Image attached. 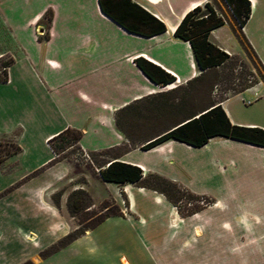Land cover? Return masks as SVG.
<instances>
[{
  "label": "crops",
  "instance_id": "crops-1",
  "mask_svg": "<svg viewBox=\"0 0 264 264\" xmlns=\"http://www.w3.org/2000/svg\"><path fill=\"white\" fill-rule=\"evenodd\" d=\"M129 1L162 22L166 31L152 37L132 34L101 10L99 0H0V58L9 55L13 61L7 82L0 83V139L21 149L0 168V179L15 170L20 174L9 185L0 182V221H6L5 212L12 207L11 226L34 250L15 264H44L58 253L41 258L44 249L36 238L28 240L31 231L22 228L20 212L24 203L42 195L33 188L36 178L77 167L68 158L48 167L57 158L53 138L68 129L79 131L78 146L86 154L128 147L115 125L121 109L200 76L190 44L174 32L188 12L212 0ZM249 2L251 14L242 32L264 66V0ZM112 4L107 2V9L123 15L125 7ZM209 40L228 55L243 54L230 23L212 31ZM140 58L174 77V83H153L137 67ZM236 98L242 103L239 110L249 114L245 119L236 117ZM221 107L231 124L264 129L263 84L230 96ZM144 144L146 139L117 161L137 166L144 178L161 176L212 203L183 217L157 191L114 184L122 202L112 198L123 216L110 217L96 228L111 220L134 223V237L163 244L151 256L158 264H264V147L222 137L200 148L169 140L142 150ZM82 165L101 180L90 162ZM51 192L47 210L55 217L51 197L56 192ZM17 195L21 198L14 201ZM121 261L127 264L125 258Z\"/></svg>",
  "mask_w": 264,
  "mask_h": 264
},
{
  "label": "trees",
  "instance_id": "trees-1",
  "mask_svg": "<svg viewBox=\"0 0 264 264\" xmlns=\"http://www.w3.org/2000/svg\"><path fill=\"white\" fill-rule=\"evenodd\" d=\"M109 1L113 3L112 5H117L121 9L122 7H125L123 8V15H118L114 11L107 9L106 3ZM122 1L125 6L121 4ZM219 1L228 9L236 26L240 29L237 30L233 27L232 31L236 40L243 48L244 53L248 57L253 56L260 67L264 70V66L258 59L242 32V29L250 18L251 3L249 0ZM99 5L101 10L107 16L132 34L143 37H152L166 31V27L162 22L151 16L138 5L131 3L129 0H99ZM219 11L220 10L214 3V0L204 4L203 6H198L183 17L174 32V36L176 38L190 44L196 64L201 72L200 76L187 83V86L195 84L198 85L204 82L207 83L208 101L206 104L194 112L183 116L180 120L175 121L167 128L154 132L147 137H142L140 135L134 137V134H132L133 132L130 133L129 130L133 127L136 128L132 125L134 117L131 115L136 112L138 106L143 103L159 101L161 98L166 96V94H171L180 87H177L169 92L162 93L153 98L138 101L121 109L115 117L116 128L126 137L130 145L123 149L119 148L88 154L91 164L98 170L99 176L103 182L117 185L128 183L134 184L137 187L157 191L163 194L183 217L194 215L205 207L195 206L193 209L191 207L181 208L178 205L179 202H181L182 199L187 198L189 199L188 202L196 201L199 199V196L193 195L178 184L158 175L151 174L144 178L143 171L140 168L118 162L117 160L121 154L131 149H135L138 143L145 139L146 144L141 147L142 150H150L169 140H175L192 147L200 148L205 146L210 139L216 137L232 139L264 147V129L247 128L231 124L221 107V103L227 100L230 96L222 97L220 100L211 98V90L221 82L233 84V80L239 79L240 83L238 86H229V88L226 89V91H231L232 96L243 93L244 91L259 84L258 79L247 70V66L243 62V59L235 55L226 54L210 42L209 37L211 32L224 26L226 23H229L226 17ZM48 20H51V15H49ZM245 46L247 49H245ZM12 63V60L2 63L3 70L0 71V83L7 82V71ZM136 65L149 80L159 86L166 87L175 81L174 77L166 73L164 70L142 58L136 60ZM236 68H240L241 70L246 69V71L245 73L242 72L240 76L235 78L234 70ZM248 75L252 77V80L246 78ZM81 136L82 134L79 131L68 129L53 138L51 141V149L57 156L53 162L64 159L61 155L66 149L75 147L80 149L78 143ZM57 141L60 142V145L54 144ZM20 152V147L13 141L10 140L5 144L0 142V168L8 158L17 155ZM96 155L105 157V159L99 161L95 158ZM61 196L62 192H57L52 196V202L57 208L60 207ZM122 197L124 199V204L127 206L128 203L126 197L124 195H122ZM207 201L209 204L212 203L210 199H207ZM65 206L68 215L71 218H76L83 212L91 210L94 207V204L91 197L85 190L76 189L68 195ZM111 208H115V212L107 213L111 210ZM122 216L123 213L117 206L114 204L104 203L101 209V214L95 219L92 225L86 226L83 229L79 228L68 234L59 240L55 246H52L49 252H46V254L45 252H41V257L46 258L67 247L75 240L83 236L87 230L96 228L106 219L110 217Z\"/></svg>",
  "mask_w": 264,
  "mask_h": 264
},
{
  "label": "rangeland",
  "instance_id": "rangeland-1",
  "mask_svg": "<svg viewBox=\"0 0 264 264\" xmlns=\"http://www.w3.org/2000/svg\"><path fill=\"white\" fill-rule=\"evenodd\" d=\"M214 3L220 10L219 12L223 14L232 25V28L234 27L240 30L236 26L228 9L223 4L221 5L218 0H214ZM46 18L48 20L49 15H47ZM46 23L47 21H45V24ZM0 40H4V38L0 37ZM245 49H247L246 46ZM238 57L243 59V62L247 66V70L258 79L259 83L264 85V70L260 67L255 58L253 56L248 57L244 53V50L242 56ZM9 60H11L9 55L0 58V71L3 70L2 63ZM245 71L246 69L241 70L240 68H236L234 70L235 78L240 76L242 72L245 73ZM246 78L252 80V77L249 75ZM233 82V84L226 82L218 83L217 86L213 87L211 90V98L220 100L222 97L232 96L231 91H226V89L229 88V86H238L240 81L239 79H235ZM164 91L169 92L171 90ZM207 91L208 85L205 82L192 86L185 85L171 94H166V96L159 101L139 105L136 112L131 115L134 117L132 125L136 128H130V133L133 132L132 134H134V137L139 135L147 137L154 132L169 127L183 116L205 105L208 101ZM249 98V96H244L245 100H249ZM234 103L237 105L238 113H236V117L238 119H245L249 116L248 112H246L247 110H239V105H242L239 98H236ZM9 141L10 140L6 138L0 139V142L4 144ZM54 144L60 145V142L57 141ZM61 156L64 157V159L68 158L74 160L77 167L75 169L67 167V170L64 168L56 170L55 173L61 176L59 179L54 172L47 176L36 178L33 188H40L42 195L30 204L24 203L20 210L23 217L21 223L22 228L25 231H31V235L33 236L30 235L28 240L32 241L36 238L39 246L44 249L43 252H45V254L51 250L52 246H55L59 240L68 234L79 228L83 229L86 226L92 225L95 219L101 214L104 203L114 204L119 208L114 199H120V202H122L116 185L102 182L93 171L86 170V166L82 165L85 161L90 162L88 154L75 147L66 149ZM95 158L99 161L105 159V157L99 155H96ZM58 162L59 161L51 162L48 167L54 166ZM2 169H4V165ZM15 171L3 176L0 182L8 185L14 182L20 175L18 171ZM63 178L66 179L63 181ZM81 187H83V190L91 197L94 207L91 210L83 212L76 218H71L66 211V200L73 190L81 189ZM54 190L56 193L62 192L60 207H56L54 212L55 217L51 211L47 210V204L51 206L49 193ZM12 198L14 201H19L21 197L17 195ZM207 199L209 198L203 196L191 202H188V198L182 199L178 205L181 208L191 207L192 209L195 206L206 207L205 205L209 204ZM136 200L138 204H140L139 195H136ZM11 210L12 207L9 206L5 212L6 221H0V264H15V262L25 257L33 256L34 254L31 245H26L21 241L14 227L11 226V216L14 215ZM113 212H115V208H111L107 213ZM133 224L129 221L111 220L104 226L87 230L83 236L66 248L59 250L57 254L50 257L44 264H122V257L127 260V264H158L157 261L154 262L151 259V256L156 254L155 247L159 251V247L163 244L158 243L151 245V243H148L146 240L137 239L134 237V234H131L134 228ZM157 253L160 254V252ZM24 263L30 262L26 261Z\"/></svg>",
  "mask_w": 264,
  "mask_h": 264
},
{
  "label": "built area",
  "instance_id": "built-area-1",
  "mask_svg": "<svg viewBox=\"0 0 264 264\" xmlns=\"http://www.w3.org/2000/svg\"><path fill=\"white\" fill-rule=\"evenodd\" d=\"M243 30V29H242Z\"/></svg>",
  "mask_w": 264,
  "mask_h": 264
}]
</instances>
